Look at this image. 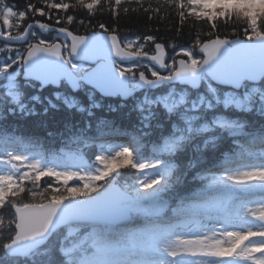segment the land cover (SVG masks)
Masks as SVG:
<instances>
[{
    "label": "snow or ice",
    "instance_id": "obj_1",
    "mask_svg": "<svg viewBox=\"0 0 264 264\" xmlns=\"http://www.w3.org/2000/svg\"><path fill=\"white\" fill-rule=\"evenodd\" d=\"M139 12L191 42L101 19ZM0 21V264H264V0H0Z\"/></svg>",
    "mask_w": 264,
    "mask_h": 264
},
{
    "label": "trees",
    "instance_id": "obj_2",
    "mask_svg": "<svg viewBox=\"0 0 264 264\" xmlns=\"http://www.w3.org/2000/svg\"><path fill=\"white\" fill-rule=\"evenodd\" d=\"M33 2H36V0H33ZM66 2L72 3L74 2V0H66ZM155 2L156 0H153V3ZM7 3L15 5L17 7V10H20L24 8L25 4L27 3V0H7ZM70 11L72 10L70 9ZM76 14L79 16H84L83 12L78 11ZM165 15H166L165 12H161L159 14V18L153 19L150 18L151 14H146L143 12L128 13V14L121 13L118 20V25L117 23H115L116 18L112 17V19L109 20L107 14L101 17V19H104L105 21L113 22L114 27L118 26L119 34L121 37L127 36L128 38L139 39L146 35H153L156 36L160 42H163L165 44H168L171 40L174 39L178 45L187 46L191 42V38L194 35V32L190 35V26L188 25L184 26L180 35L177 36L178 23L176 16L172 15L171 19H166ZM36 19H40V20H44L45 22L52 23V21H48L45 18L36 17ZM89 20L93 25L96 23V19H92L89 17ZM95 30L99 31V29H95ZM84 32H85L84 29H80V34H84ZM45 38L48 39V35H45ZM170 51L171 50L169 49V52ZM57 119H59V115L57 116ZM8 123L14 125V122L12 121H9ZM9 130L11 131V129ZM25 131L28 130L25 129ZM17 135H19V133H17ZM38 135L41 137V141L39 144L32 145L35 151H39L45 155H48L49 149L59 148L60 145L58 140L55 143H53L51 139H45L44 138L45 133H43L42 131L38 132ZM22 139L24 143H31L30 137L25 136L22 137ZM18 146L22 150H26L21 144H18ZM81 149H82V154H84L86 159L91 157L92 152L98 151V148H93L91 146L83 147L76 144H69L67 148L63 149V151L77 152ZM118 171L123 173H128L130 172V169H119ZM47 179L49 178H44V180ZM44 180H42L41 183H43ZM121 182H123V178L121 179ZM207 183H209L208 180H192L191 177L189 178V184L192 187H199L201 184H207ZM38 259L42 260L43 257H38Z\"/></svg>",
    "mask_w": 264,
    "mask_h": 264
},
{
    "label": "rangeland",
    "instance_id": "obj_3",
    "mask_svg": "<svg viewBox=\"0 0 264 264\" xmlns=\"http://www.w3.org/2000/svg\"><path fill=\"white\" fill-rule=\"evenodd\" d=\"M2 22V21H1ZM49 39H51V36H50V38ZM7 45H0V48H2V47H6ZM16 47H19V45H15ZM150 47V46H149ZM5 58V56H4V54H0V62H2L3 61V59ZM17 150V149H16ZM18 152H22V151H20V150H17ZM11 171V169H10V167H6V166H3V165H0V174H6V173H8V172H10ZM70 183H74V182H70ZM251 207H258L259 205L258 204H252V205H250ZM212 226V224L210 223L209 224V227H211ZM217 227L219 226V225H216Z\"/></svg>",
    "mask_w": 264,
    "mask_h": 264
},
{
    "label": "water",
    "instance_id": "obj_4",
    "mask_svg": "<svg viewBox=\"0 0 264 264\" xmlns=\"http://www.w3.org/2000/svg\"><path fill=\"white\" fill-rule=\"evenodd\" d=\"M0 42L7 44V42H5L3 38H0Z\"/></svg>",
    "mask_w": 264,
    "mask_h": 264
}]
</instances>
